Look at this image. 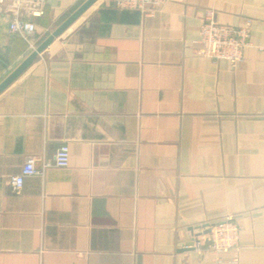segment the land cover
I'll return each instance as SVG.
<instances>
[{
    "label": "crops",
    "instance_id": "0c3cea01",
    "mask_svg": "<svg viewBox=\"0 0 264 264\" xmlns=\"http://www.w3.org/2000/svg\"><path fill=\"white\" fill-rule=\"evenodd\" d=\"M82 1L45 0L37 44ZM9 2L0 81L31 51ZM206 10L249 24L241 60L198 53ZM226 214L237 251L180 247ZM0 264H264V0H95L56 36L0 92Z\"/></svg>",
    "mask_w": 264,
    "mask_h": 264
},
{
    "label": "built area",
    "instance_id": "2783aa9c",
    "mask_svg": "<svg viewBox=\"0 0 264 264\" xmlns=\"http://www.w3.org/2000/svg\"><path fill=\"white\" fill-rule=\"evenodd\" d=\"M160 0H114L121 8H150ZM45 0H10L8 11L11 17L8 28L11 32L25 38L30 50L37 45L36 23L33 16L43 12ZM200 47L198 53L209 57L212 61L227 59L236 63L243 58V50L250 42L249 24L234 25L220 22L213 10H206L199 27ZM36 157L28 155L19 172L9 177L12 189L17 192L23 185L25 176L43 173L48 166H66L69 163V146L60 144L54 152L53 158L42 159L40 166H36ZM241 226L233 214H226L221 218L211 220L194 228L188 240L180 244L184 249L199 252L210 251L216 254L226 250L237 251L240 247L239 232Z\"/></svg>",
    "mask_w": 264,
    "mask_h": 264
},
{
    "label": "water",
    "instance_id": "95a60500",
    "mask_svg": "<svg viewBox=\"0 0 264 264\" xmlns=\"http://www.w3.org/2000/svg\"><path fill=\"white\" fill-rule=\"evenodd\" d=\"M95 0H83L72 12H70L39 44L36 45L1 81L0 92L21 72H23L43 51L52 40L61 34L81 13H83Z\"/></svg>",
    "mask_w": 264,
    "mask_h": 264
}]
</instances>
